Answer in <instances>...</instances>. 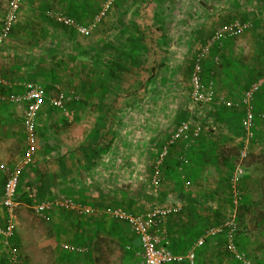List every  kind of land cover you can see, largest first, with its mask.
<instances>
[{"label":"crops","instance_id":"crops-1","mask_svg":"<svg viewBox=\"0 0 264 264\" xmlns=\"http://www.w3.org/2000/svg\"><path fill=\"white\" fill-rule=\"evenodd\" d=\"M24 1L23 8L27 7L25 11L33 7V11H37L35 15H38L40 8L37 5L42 4L43 0ZM101 1L103 0H53L61 4L63 11L60 10L63 13L79 19L92 17L97 8L95 3L99 5ZM116 1L101 27L90 35H77L70 29L55 36L54 32L45 28V24L35 22L34 29L29 30L35 36L33 39L28 37L29 32H17L13 36L19 44L10 41L1 48L0 74L11 82L6 90H2L3 93L21 92L19 84L31 81L42 86L45 99L54 97L57 91L55 86L59 85L60 90L80 91V101H85V106L77 108L70 102L71 119L62 121H56L55 112L58 110L48 105L49 108L44 109V101L37 120L36 153L32 163L24 167L20 174L19 187L22 193L16 198V222L39 199L71 197L95 210L91 215L81 216L82 219L77 222L67 220L64 223L58 218L60 210L51 211L52 219L45 230L42 252L50 255L48 258L52 255L55 259L60 258V264H137L140 244L132 228L124 222L105 218L96 211L118 206L130 212L144 213L152 206L181 205L180 215L167 218L163 230L172 251H182V254L194 244L205 227L212 223V215H216L213 213L223 211L216 187L196 192L183 186L187 184L186 177L178 172L181 162L173 159L179 152L177 146L172 149L173 152L165 163V185L159 191H153L150 187V169L157 155L158 145L172 127L168 125L158 128L155 122L157 105L151 107L146 102L152 92L145 94L141 90L136 91L132 84L150 81L151 67L160 57L161 50L170 51L174 42H181L183 35L188 34L186 39L189 40V45L184 50V55L191 56L195 49L193 46L203 44L220 25L244 17L243 21L247 23L245 30L238 36L226 37L221 48L213 47L208 59L216 56L219 62L216 67L225 63L232 69V75L226 76L228 85L239 84L237 67L249 69L254 65L264 68V2L256 4L257 0H249L247 3L243 4L241 1V4H237V0H227L229 4L220 14V3H217L216 12H205V6L208 5L205 0ZM178 2H182L179 11L174 7ZM23 21L19 20V23ZM41 28H45L44 32ZM40 30L44 34V41H38ZM27 41L30 45L24 46ZM163 43L165 46L161 45ZM254 80L253 78L247 84L243 83V89ZM129 87L132 88V93ZM262 90L259 104L256 103V107L259 105L262 112V134L258 140L259 145H256L252 153L264 155V87ZM144 102L149 106L139 105ZM199 107L196 105L195 111L198 112ZM202 109L200 116H208L210 122L207 126L214 130V120L217 119L219 110ZM253 110L256 118L258 114L255 107ZM86 115L91 118L87 119ZM181 146L185 148L184 145ZM182 148L180 147V158L185 154ZM212 148L207 136L194 144L195 155H200L202 165L210 163L207 159ZM23 149L22 109L12 104L2 105L0 164L10 166ZM249 159L250 164H255L253 160H257L254 154ZM254 169L258 168H252L249 172L254 173ZM192 172L194 171H190V176ZM254 177L259 178V175ZM3 178H6V173L0 174V197ZM246 179L250 181V185L254 180L252 176ZM214 192L217 198L212 195ZM214 201H217L216 206ZM256 205L250 206V210ZM259 209L251 216L245 213L244 223L254 236L252 239L246 236L243 242L248 251L251 249L248 244L254 239L256 254L261 257L264 256V238L260 233L264 225L256 214L264 208ZM1 212L2 210L0 216ZM17 233L16 227L14 242L7 240L6 245L9 242L12 245L23 244ZM0 241L3 240L0 238ZM215 243L209 238L204 246L198 248L197 260H201L200 255L206 258L201 264H211L208 262L218 257L214 254L217 251ZM63 245L85 246L87 251L73 253L65 250ZM75 255H86V258L74 262ZM216 264L229 263L224 261Z\"/></svg>","mask_w":264,"mask_h":264},{"label":"rangeland","instance_id":"rangeland-1","mask_svg":"<svg viewBox=\"0 0 264 264\" xmlns=\"http://www.w3.org/2000/svg\"><path fill=\"white\" fill-rule=\"evenodd\" d=\"M205 1L208 4L205 6V12H207V11H215L216 12L217 11L216 10L217 5H218L217 3H220L221 4L220 5L221 10L219 11L220 14H222L221 11H224L223 8H225V6L229 4V2H226L227 0H205ZM116 2L117 1H115L114 4ZM101 3H102V1H101ZM181 3L182 2H178L174 6L176 8V10H178V11L180 10ZM237 4H241V0H237ZM6 5H7V0H0V19L5 12ZM95 5L98 6V4H96V3H95ZM41 6H43L42 10H40L38 15H35L37 11L35 9L33 11V7L31 8L29 6L30 9L25 11L27 7L23 8V4H22V6H21L22 10L19 13L18 20H20V21L24 20L23 22H28L26 24H30L31 23L30 21H35L37 23L39 22L42 25V23H44V20H43L44 15L46 17H49L46 14L43 15L44 11L45 12L49 11V12H54V13H60L61 12V14L65 15V16L67 15V14L62 12L63 10L61 9V4L53 2V0H43V3ZM96 10H97V8H96ZM176 10L174 9V11L177 13ZM93 11H94V9H93ZM94 12H96V11H94ZM75 20H77L78 22H80L84 25H88V24H91L92 17L80 18V19L75 18ZM101 25H102V22H101V24L100 23L95 24L94 26L91 27L89 34H86L83 36L90 35L92 32L97 31L98 28L101 27ZM180 25H181V23H180ZM29 26H31V25H29ZM29 30H30V27L27 30L29 32L28 37L33 39L35 36ZM213 32H211L210 36L213 34ZM76 34H77V32H76ZM77 35H79V34H77ZM183 36H184V38H183L184 40L182 39L181 42L177 41V42L173 43V46H172L171 50L169 51V53H170V57H169L170 60H168L169 67L166 69L160 70V75L157 77V85H159V88L156 89L157 90L156 92H153L152 96L150 95V99H146L147 100L146 102L150 103L151 107L153 105H155V106L157 105L156 106L157 110H156L155 122H156V124H158V128L165 127L168 125H171V127L173 128L177 123L179 124L181 121L187 122L189 124L190 129H188L187 132H188V137L190 140L178 141L179 143H178L177 147L179 148V152L176 153V155L174 156L173 159L179 160L181 162L179 164V166H181L180 167L181 169L178 168L179 170L178 169L177 170H178L179 174L183 173V175L186 177L185 178V184H187V185L183 184V186H185L186 189L195 190L196 192H198V191H204L205 192V191L211 190V189L216 187L215 190H216V194L218 193V195H217L218 200L222 204V206L220 208H221V211L222 210L223 211L222 212L217 211L216 215H214V216L212 215L213 221L208 226H211V225L214 226V225L219 224L223 218L231 215V213H230V195H229V191L227 190V187H226V186H228L226 183V180H227V178L229 179V175L232 172L236 161L238 160L237 156L234 155L235 150H239V152L237 151L238 155H239L240 151L243 149L248 153L247 158L241 162V165L244 168L241 182L243 184H245V187L242 188L243 193L240 191V187H239L241 198H240V202H239L238 207H237V214H238V210H239L240 206L242 204H244V205L246 204L247 198H249V200L252 203L253 202L257 203V205L253 206V209L250 210V213H249L250 216L252 214H254V212H256L257 210H260L259 208H261V207L264 208V206H262V205H264V200L261 201V199L263 198V195H264V170H263V168H264V155H261L258 153H252L255 150L256 145H259L258 140L260 138V135L262 134V131L260 129V127H261V116H262L261 113L262 112H261V109L259 108V105L256 107V103L258 102V104H259V99L261 98L263 90H261L258 94H256L254 96L255 100H253L252 105H253V108L255 107L256 113L258 115L255 118L256 119V125H255L254 130L252 131L251 137H248L246 135L245 130H243V128H242V119L244 118V110L242 109V106L236 107V105H232L233 103L239 104L238 102H239L242 94L246 90V88L243 89L244 88L243 83L247 84V82H249L251 79L254 78L256 80L257 78H259L261 75L264 74V68L261 67L262 68L261 69L260 67H257L254 65H252V67H250L249 69L245 68L244 66L237 67V74L239 75L237 77L240 80V82H239V84L228 85L229 83H227L225 80L227 79V77L229 75H232V69L228 68L225 63L223 65L221 64V66H219V67H216L217 65L214 64L213 61L208 59V55L205 56L204 57L205 59L203 61V66H202L201 79H202V82L204 85H206V86L210 85L213 88L214 94L216 95V97L213 99L212 105H209L208 107L200 106L198 109L199 111L197 112V111H195L196 104L192 103L188 99L189 98L188 87L184 86L186 84V81H187V76L185 73L188 72L186 62H189V60L187 59V56L184 55V50L189 45V40L187 41L189 35L184 34ZM210 36H208L206 38V40L209 39ZM12 37L15 38V36H12ZM176 37L177 36H175V38ZM178 37H180V36H178ZM5 39L0 43V54L1 55H2L1 48L6 44V42H10L7 39L6 40ZM206 40H204V42ZM186 41H187V43H186ZM197 45H198V43H197ZM218 46L219 45H217V44L214 45V47H217V48H218ZM221 47H222V45H221ZM193 48H194V46H193ZM242 59L243 58L241 57V60ZM245 62H246V58L244 57V63ZM180 63H182L184 66L182 68L184 70V73L182 72V73L178 74V76H175V74H177V72H176V70H174V68L176 69L177 65H179ZM261 71H262V73H261ZM0 77L2 79L4 78V76L1 74H0ZM27 82H31V81H27ZM58 87H59V85L55 86L56 89ZM142 87H143V89H146L149 92L153 91L152 85L150 86L149 84H147L146 86L142 85ZM3 89L6 90V86L3 85L2 81H1L0 82V99H2V100L6 96L5 93H1V91ZM78 94L81 95V92L79 91ZM220 98H224L223 100H225L226 102L230 101V102H232V104L231 105L230 104H224V103H222ZM47 100H49V99H47ZM80 100H81V98L72 100L71 105L76 106L75 108L85 106V101L82 102ZM146 102L140 103L139 105L149 106V104H146ZM45 104H44V109H46V108L48 109L49 107H47V105L49 106V104L48 103L46 105ZM2 105H8V104L0 102V107H2ZM197 106H199V105H197ZM67 108L69 111V105L68 104H67ZM201 108H203L202 109L203 111L206 108H215V109L217 108V110H219L217 112V115H216L217 119L214 120L215 125H216L214 130L210 129L207 126L208 122H210L209 117L205 116V115L200 116V115H202V114H200ZM70 109L73 110V108H71V107H70ZM232 110H237V111L233 112ZM58 112L59 111H57V113L55 112L56 121H62L63 117H62L61 113L60 112L58 113ZM86 118L90 119L91 116L86 115ZM197 125L200 126V131L198 132L197 135L194 136V135H192L193 130L191 131V129L193 126L195 127ZM169 133H171V131L166 132L165 134L168 135ZM210 133H211V135H210ZM206 136L210 140V143L212 144L213 150L210 153V155L208 156L209 158L207 159V161H209L210 163L207 162L206 164L202 165L201 157L198 154L195 155V152H194L195 150L193 149V146L199 139H201L203 137L206 138ZM180 144L184 145L185 148H182V146ZM179 146L185 152V154L183 153L184 155L181 158H180L181 153H180V147ZM201 146H203V145H201ZM251 154H254V157L257 158V160H255V159L253 160V162L255 164H250L251 160L249 158H250ZM175 164H178V163H175ZM250 165H252L251 168L249 167ZM252 168H258V169L257 170L254 169L255 172L250 173L249 171ZM186 169H190V171H194V172H192L191 176H190V171L186 170ZM142 170H143V168H142ZM164 173H165V171L162 170V182H161L159 189L162 188L163 184L165 183L164 182L165 181ZM253 175L254 176L259 175V178L254 177ZM250 176H252L254 178L251 185H250V181L249 180L247 181V179H246L247 177H250ZM217 186H218V188H217ZM159 189H158V191H159ZM214 194H215V192L212 193V195H214ZM214 196L217 198L216 195H214ZM216 204H217V201H214L215 206H216ZM178 206H181V205H178ZM116 207H118V206H116ZM181 208H182V206H181ZM24 213H25V216L18 218L17 224H16L17 232H18L17 234L21 237L20 238L17 235V238H20L23 241V244L20 245L21 247L19 246V248H20L19 249V252H20L19 255H20L22 264H60V262H61L60 258L55 259V258H53V255L50 258H48L50 255L48 256V254H44V252H42V249L44 248V245L42 242H43L44 236L46 235L45 230H46V227H48V225L50 224V221L49 222L42 221L40 218H38L37 216H35L33 214L31 209L25 210ZM132 213H136V212H132ZM136 214H140V213H136ZM172 216H176V215H172ZM236 222H237V219H236ZM16 227H15V229H16ZM250 230L251 229L249 228L248 232L245 236L252 239L253 238L252 236H254V234L253 235L250 234ZM240 231H242V230L240 229ZM240 231L238 228V234ZM262 232H263V230H261V233ZM218 237L222 240V241L221 240L219 241L218 239L214 240V242H216L214 244V248L217 249V251L214 254H216L218 257H216L214 261L212 259L208 263L211 262V264H216V262L222 263L225 261L229 264H232L231 260L228 258L229 254L226 253L224 237L223 236H218ZM13 238L15 239V237H13ZM13 238H10L9 241L13 240ZM13 242H14V240H13ZM7 245L10 246L12 244H10V242H9ZM7 245L4 241L0 242V250H1L0 253H2L3 256L6 258V260L8 261L9 251H8ZM245 245L246 244H243V246H245ZM248 245L251 248L248 251L252 253V256L254 258L253 263L254 264L255 263L256 264H264V261L262 260V258H260V256L256 254L257 248L254 247L256 245V241L253 239V242L248 244ZM48 248H49V246H48ZM44 255H47V257H44ZM211 257H213V256L211 255ZM84 258H86V255L76 256V258H74L73 261L79 262V259L82 260ZM199 258H201V260L198 261V264H201L202 261H206V258L204 255H202V257H199ZM257 259L260 261H257Z\"/></svg>","mask_w":264,"mask_h":264},{"label":"built area","instance_id":"built-area-1","mask_svg":"<svg viewBox=\"0 0 264 264\" xmlns=\"http://www.w3.org/2000/svg\"><path fill=\"white\" fill-rule=\"evenodd\" d=\"M116 0H104L101 8L92 16L91 24L84 25L77 20L65 16L61 13L46 11V14L59 22L66 28L73 29L77 34L83 36L89 34L91 27L99 23L109 12L111 6ZM22 0H7L6 9L1 21L0 43L7 37L10 27L16 22ZM247 27L245 21L232 19L219 26L213 34L203 42L202 45L194 47L192 52V69L189 74V101L192 103L208 107L212 105L215 98L213 88L204 85L201 79L204 57L209 55L214 45L221 47L222 40L226 37L238 36ZM214 64L218 65L217 57H211ZM9 86L10 81L2 79L0 82ZM22 91L18 93L6 94L4 99L22 109V125L24 129V149L17 160L10 166L0 164V171L6 173L3 184L2 195L0 197V211L2 210L3 227H0V238L6 243L9 240L16 227V207L17 190L19 186L20 174L24 167L32 163L36 153V128L37 120L43 103L45 101V92L42 86L33 82H23L19 84ZM264 87V74L249 84L242 94L239 104L221 98L224 104L242 106L244 118L242 119V128L248 137L252 136V131L256 125V119L253 110L254 96ZM74 92L64 93L57 88L54 97L48 100L49 105L58 110L63 119L70 120L71 114L66 106L74 99H79ZM194 127V126H193ZM192 135H197L200 126L194 128ZM190 129L187 122L181 121L177 127L171 131L164 144L160 147L154 159L149 184L153 191H157L162 182V165L168 154L170 146H174L180 140H190L187 130ZM190 135V134H189ZM248 153L243 149L240 151L238 161L229 175L228 186L230 195V213L231 215L223 218L219 224L208 226L203 233L195 240L194 244L183 254H174L168 248V242L163 230L164 221L172 215L181 212V206H152L146 212L136 214L129 212L121 207H109L104 210L96 211L103 217L126 223L136 234L140 244L139 260L137 264H195V251L204 245L209 238L218 236L224 237L225 248L229 255L238 264H254L249 255L240 250L237 245L238 225L236 222L237 207L240 202L239 186L243 176V167L241 162L245 160ZM71 212L79 216L91 215L95 212L93 208L85 203L77 202L69 197L50 198L38 200L31 205V210L35 216L43 221H49V213L52 210ZM1 242V241H0ZM63 248L73 253H84L87 251L85 246L63 245ZM19 248L11 246L9 249V263L22 264Z\"/></svg>","mask_w":264,"mask_h":264},{"label":"trees","instance_id":"trees-1","mask_svg":"<svg viewBox=\"0 0 264 264\" xmlns=\"http://www.w3.org/2000/svg\"><path fill=\"white\" fill-rule=\"evenodd\" d=\"M26 1V0H25ZM24 1V2H25ZM104 1V0H103ZM103 1H102V3H103ZM229 1V0H228ZM242 1V3L244 4V3H247L249 0H241ZM27 2V1H26ZM258 2V3H257ZM257 2H256V4H260V3H262V2H264V0H257ZM102 3L101 4H99L98 6H97V10H96V12L99 10V8H101V5H102ZM22 4H23V0H22ZM230 4H231V6L233 5L231 2H230ZM42 4H38L37 5V8H40V10H42V8H43V6H41ZM22 6V5H21ZM21 9H22V7H20V11H21ZM20 11H19V13H20ZM96 12H94V14L93 15H95L96 14ZM4 15V14H3ZM3 15H2V17H1V19H0V27H1V21H3ZM106 16H107V14L105 15V17L99 22L100 24H101V22H103V20L106 18ZM68 17H70V15L68 16ZM18 18H19V14H18V17H17V19H16V22L10 27V29H9V33H8V35H7V37H6V39L8 40V41H11L12 43H17V44H19V42H17V39L16 38H12V36L15 34V33H17V32H28L27 30L29 29V27H30V30H32V29H34V26H36V23H35V21H30L31 23L30 24H26V23H28V22H22V23H19V20H18ZM73 18V17H72ZM51 19V20H50ZM47 18L46 16L44 17V23L43 24H45V28L48 30L49 29V31L50 32H54V35L56 36V34H59L60 32H64V33H66V31L67 30H70V28H66L65 26H63L62 24H60L59 22H57V21H55L54 19H52V18ZM73 19H75V18H73ZM241 21H243L244 20V17H242V18H239ZM29 25H31V26H29ZM44 27V26H43ZM44 28V29H45ZM44 29L43 28H41V30L44 32ZM22 30V31H21ZM41 30H40V35H39V38H40V40H38V41H44V34L41 32ZM72 31H74L73 29H71ZM48 34H49V36H51L52 37V34H50L49 32H48ZM53 38V37H52ZM5 39V40H6ZM23 43V42H22ZM24 44H27V45H24ZM24 44H21L20 43V45H24V46H28V45H30V42L29 41H27L26 43H24ZM162 46H165V44L163 43V44H161ZM161 53H160V57L156 60V62L154 63V65H153V67H151V73H152V76L150 77V81L148 82H145L144 84H139V83H135V84H132L133 85V87L132 88H135L136 89V91L137 90H141V91H143V92H145V94L148 92L146 89H143V87H142V85H144V86H146L147 84H149L150 86L152 85L153 86V91H152V95H153V92H156L157 90V88H159V85H157V82H155V79H157V77L160 75V70H163V69H166V68H168L169 67V65H168V58L170 57V53H169V50L168 49H163V50H161L160 51ZM189 55V54H188ZM187 56V55H186ZM190 58H191V56L189 55V56H187V59L189 60V62H186V64H187V68H188V72H186L185 74H186V76H187V81H186V84L184 85V86H186V87H188V91H189V74H190V72H191V69H192V64H191V62H190ZM184 66H183V64L181 65H177V67H176V69L174 68V70H176V72H177V74H175V76H178V74H180V73H184V70L182 69ZM27 82V81H26ZM34 83V82H33ZM130 88V87H129ZM132 88H130V93H132V91H131V89ZM143 89V90H142ZM186 89V88H185ZM60 90V89H59ZM262 90V89H261ZM260 90V91H261ZM61 92H64V93H69L70 91H74L78 96H79V94H78V92H76V90H74V89H64V90H60ZM259 91V92H260ZM258 92V93H259ZM1 93H3L2 91H1ZM8 94H11V93H15V92H7ZM6 93V94H7ZM257 93V94H258ZM151 95V96H152ZM45 101H46V104L48 103V100L47 99H45ZM0 102H2V103H6V104H11L10 102H8V101H6V100H2V99H0ZM70 103V102H69ZM69 103H67V104H69ZM44 104V103H43ZM49 104V103H48ZM67 104H66V106H67ZM50 106V105H49ZM43 107V106H42ZM52 108V107H51ZM254 114H255V111H254ZM177 125H178V123L172 128V130H174L176 127H177ZM171 130V131H172ZM170 135V133L166 136V137H164L162 140H161V143L158 145V150L160 149V147L164 144V142H165V140H166V138L168 137ZM178 143L179 142H177L174 146H170V148H169V151H168V154H167V156L165 157V159H164V162H163V165H162V170H164V167H165V163L167 162V160L170 158V154L173 152V148L175 147V146H177L178 145ZM158 150H157V152H158ZM239 152V150H235V153H234V155L235 156H237V159H238V152ZM238 161V160H237ZM237 161H236V163H237ZM244 161V160H243ZM235 163V164H236ZM152 169V168H151ZM150 169V170H151ZM3 173H5V172H2V171H0V174H3ZM151 173V172H150ZM228 177V176H227ZM242 181V180H241ZM4 182H5V179L3 178V184H4ZM19 182H20V180H19ZM226 183H227V185H228V178H227V180H226ZM20 184V183H19ZM227 187V190L229 191V186H226ZM240 191L243 193V191H242V188L243 187H245V184H243L242 182H240ZM21 190H20V187L18 186V190H17V195H19V194H21L22 192H20ZM264 196V195H263ZM18 197V196H17ZM207 198H209L208 196H206ZM69 198H71V197H69ZM47 199V198H46ZM73 199V198H72ZM263 199H264V197H263ZM40 200V199H39ZM44 200V199H43ZM77 202H79V201H77ZM83 203V202H82ZM263 203V202H262ZM252 205H256V203H252L250 200H249V198H247L246 199V204L244 205V204H242L241 206H240V208H239V210H238V216H237V224H238V227H239V231H240V229L242 230V231H240L239 232V234L237 235V245H238V247H239V249L240 250H242V251H244V252H246L248 255H249V257H251V259H252V261L254 262V258H253V256L247 251V249H246V246H243V244H245V242H243V238L245 237L246 238V236H245V234H246V232L248 231V229L249 228H247V227H249L248 225L246 226L245 225V223H244V219H245V213L247 214V216L249 215V213H250V206H252ZM262 206H264V205H262ZM181 212H182V210H181ZM181 212H179L178 214H177V216H179L180 215V213ZM2 213V212H1ZM51 213V212H50ZM49 213V215H50V220L49 221H51V219H52V216H51V214ZM255 213V212H254ZM214 214H216V212H214ZM219 214V213H218ZM1 215V214H0ZM257 217H258V220L259 221H261L262 220V222H263V225H264V210H262V211H259L257 214ZM59 219H60V222H62V223H64V222H68L67 220H75L76 222L77 221H79V220H81L82 219V217L81 216H79V215H75L74 213H71V212H63V211H61V213H60V215H59V217H58ZM48 221V222H49ZM115 221V220H114ZM118 222H120V221H118ZM3 225H4V222H3V219H2V216H0V227H3ZM208 227V226H207ZM207 227H205V228H207ZM16 230V229H15ZM205 230V229H204ZM263 233V234H262ZM261 234H260V236H262L263 238H264V229H263V232H262ZM15 235V231H14V233H13V235H12V237H15L14 236ZM11 237V238H12ZM14 239V238H13ZM213 240H221L219 237H214V238H212ZM222 241V240H221ZM205 245V244H204ZM203 245V246H204ZM11 246H16V247H18L19 248V245L18 244H16V243H14L13 245H10L9 246V248H8V251H9V249L11 248ZM206 247H207V245H206ZM168 248L170 249V251L172 252V253H174V254H182V251H181V253L180 252H174V251H172V249H171V247H170V245H168ZM197 250H198V248L196 249V253H195V264H197V262H198V260H197V255H198V252H197ZM1 251V250H0ZM184 253V252H183ZM226 253H227V251H226ZM228 254V253H227ZM231 255H228V258L231 260V262H232V264H238L234 259H233V257L231 256ZM200 257H202V255H200ZM260 258H262V260L264 261V256H262V257H260ZM259 259V258H258ZM257 259V261H260V260H258ZM0 264H10L7 260H6V258L3 256V254L2 253H0ZM183 264H186L185 262L183 263ZM256 264V263H255Z\"/></svg>","mask_w":264,"mask_h":264},{"label":"clouds","instance_id":"clouds-1","mask_svg":"<svg viewBox=\"0 0 264 264\" xmlns=\"http://www.w3.org/2000/svg\"><path fill=\"white\" fill-rule=\"evenodd\" d=\"M46 222V221H45ZM48 222V221H47Z\"/></svg>","mask_w":264,"mask_h":264}]
</instances>
